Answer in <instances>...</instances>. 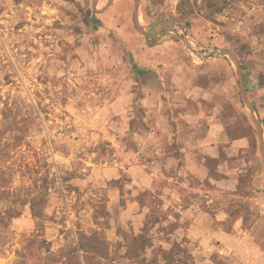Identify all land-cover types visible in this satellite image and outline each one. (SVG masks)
I'll return each instance as SVG.
<instances>
[{"label":"rangeland","instance_id":"1","mask_svg":"<svg viewBox=\"0 0 264 264\" xmlns=\"http://www.w3.org/2000/svg\"><path fill=\"white\" fill-rule=\"evenodd\" d=\"M94 2L0 0V264H264V0Z\"/></svg>","mask_w":264,"mask_h":264},{"label":"water","instance_id":"2","mask_svg":"<svg viewBox=\"0 0 264 264\" xmlns=\"http://www.w3.org/2000/svg\"><path fill=\"white\" fill-rule=\"evenodd\" d=\"M96 1L94 2V6L96 5ZM113 0H109L107 7L111 6ZM104 10L102 11H96V13L100 14L102 13ZM132 19H133V26L134 28L148 41V42H153L156 41L158 38H149V36L143 31L142 27L139 24V0H134V7H133V13H132ZM217 57H228L229 59H231V61L233 62V64L236 66L237 68V77H238V82H239V86H240V90L243 96V102L245 103V105L247 106V108L249 109L250 113H251V117L255 126V129L257 131V136L259 139V150H260V155L262 158V161L264 163V140H263V130L261 128V122L256 118L255 116V107L249 102V100L247 99V95L245 92V88H244V81H243V75L241 72V68H240V63L237 60V58L235 57V55L228 51V50H224L222 52H217L215 54Z\"/></svg>","mask_w":264,"mask_h":264},{"label":"trees","instance_id":"3","mask_svg":"<svg viewBox=\"0 0 264 264\" xmlns=\"http://www.w3.org/2000/svg\"><path fill=\"white\" fill-rule=\"evenodd\" d=\"M209 3H211V0H208ZM212 8H216L215 6H212ZM224 8L220 7V8H216V12L218 13H223ZM212 16H214L213 14H209L208 16H206L207 19L211 20ZM213 19V18H212ZM133 67L136 69L137 73L140 74L142 71L134 64ZM2 222H0L1 224Z\"/></svg>","mask_w":264,"mask_h":264}]
</instances>
